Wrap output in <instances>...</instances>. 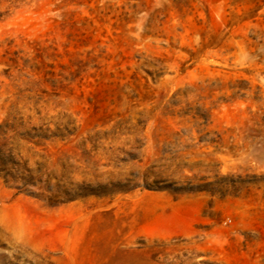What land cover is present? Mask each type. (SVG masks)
Here are the masks:
<instances>
[{"label":"rangeland","instance_id":"rangeland-1","mask_svg":"<svg viewBox=\"0 0 264 264\" xmlns=\"http://www.w3.org/2000/svg\"><path fill=\"white\" fill-rule=\"evenodd\" d=\"M0 264H264V0H0Z\"/></svg>","mask_w":264,"mask_h":264},{"label":"trees","instance_id":"trees-1","mask_svg":"<svg viewBox=\"0 0 264 264\" xmlns=\"http://www.w3.org/2000/svg\"><path fill=\"white\" fill-rule=\"evenodd\" d=\"M25 171L29 172L28 168L22 166L19 162H14L10 155L2 152L0 149V178L5 182H10V185L17 189H24L28 178L23 175Z\"/></svg>","mask_w":264,"mask_h":264}]
</instances>
